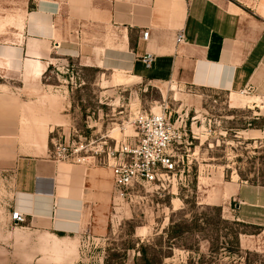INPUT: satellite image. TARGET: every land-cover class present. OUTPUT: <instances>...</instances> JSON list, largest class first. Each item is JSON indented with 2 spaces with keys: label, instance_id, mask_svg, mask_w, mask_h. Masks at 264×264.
<instances>
[{
  "label": "rangeland",
  "instance_id": "obj_1",
  "mask_svg": "<svg viewBox=\"0 0 264 264\" xmlns=\"http://www.w3.org/2000/svg\"><path fill=\"white\" fill-rule=\"evenodd\" d=\"M39 1L0 0V46L16 42L14 32ZM61 1L73 17L86 6L83 0ZM221 1L264 23V0ZM51 59L54 65L30 87L26 77L0 72L1 89L12 88L21 103L36 99L35 119L21 113V142L34 137L44 147L46 134L53 160L61 146L72 155L61 162L94 165L102 175L98 189L109 196L107 148L135 136L139 116L165 110L182 134L175 147L185 166L162 186H136L123 195L113 187L111 201L89 208L90 222L61 240L29 231V220L11 222V180L0 174V264H134L141 246L156 264H264V227L242 223L238 201L230 198L237 184L264 188L263 93L150 84L56 53ZM49 114L66 117L47 135ZM30 123L34 136L31 129L24 134ZM179 223L191 230L175 234L170 228ZM9 230L18 239L9 238Z\"/></svg>",
  "mask_w": 264,
  "mask_h": 264
},
{
  "label": "crops",
  "instance_id": "obj_2",
  "mask_svg": "<svg viewBox=\"0 0 264 264\" xmlns=\"http://www.w3.org/2000/svg\"><path fill=\"white\" fill-rule=\"evenodd\" d=\"M83 1L86 6L73 17L61 0H40L26 14L22 30L14 32L16 42L0 46V72L26 77L30 87L31 79L54 65L56 53L150 84L180 82L230 94L251 89L264 94V23L235 5L221 0ZM181 32L184 39L178 43ZM147 53L155 56L150 69L142 60ZM22 103L12 88H0V174L10 177L12 206L29 220L27 229L65 239L63 234L79 232L90 222L92 207L111 201L112 173L107 196L98 189L102 175L94 165L51 158L46 134L45 148L34 137L21 142V113L35 119L36 99ZM46 117L48 135L66 116ZM30 124L24 134L31 129L34 136ZM230 198L238 201L242 223L264 227L263 187L237 184ZM8 233L19 237L15 230Z\"/></svg>",
  "mask_w": 264,
  "mask_h": 264
},
{
  "label": "built area",
  "instance_id": "obj_3",
  "mask_svg": "<svg viewBox=\"0 0 264 264\" xmlns=\"http://www.w3.org/2000/svg\"><path fill=\"white\" fill-rule=\"evenodd\" d=\"M148 32L143 33L147 40ZM183 33L177 35V42H183ZM145 68L150 69L155 56L147 53L142 58ZM182 134L165 110L159 114L141 115L136 119L135 136L107 148L106 158L111 169L115 190L121 195L124 191L136 186L163 185L170 175L180 171L185 166L184 157L178 155L176 145L182 142ZM70 156L67 148L61 146L54 152L57 161L67 160ZM80 162V160H78ZM10 220L20 225L27 221V217L13 208Z\"/></svg>",
  "mask_w": 264,
  "mask_h": 264
},
{
  "label": "trees",
  "instance_id": "obj_4",
  "mask_svg": "<svg viewBox=\"0 0 264 264\" xmlns=\"http://www.w3.org/2000/svg\"><path fill=\"white\" fill-rule=\"evenodd\" d=\"M222 222L223 223H226V224H229L228 221H222ZM171 223H174V222H171ZM196 223H197V221L194 220L192 222V225L191 226H194V224H196ZM191 226H189L187 228V226H184L183 223H179V224H174L173 226H171L170 229L173 230V232L175 234L181 236V235H183V233L189 232L191 230V229H189V228H191ZM237 241H238V239H237ZM128 249H130V248H128ZM139 255H140V257L137 258V259H135L134 264H156L155 261H154V259H151L149 257L148 248L146 246H141V248L139 250ZM107 264H109V263H107Z\"/></svg>",
  "mask_w": 264,
  "mask_h": 264
}]
</instances>
